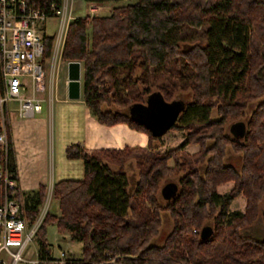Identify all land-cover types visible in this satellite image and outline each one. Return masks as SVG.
Returning <instances> with one entry per match:
<instances>
[{
    "label": "trees",
    "instance_id": "16d2710c",
    "mask_svg": "<svg viewBox=\"0 0 264 264\" xmlns=\"http://www.w3.org/2000/svg\"><path fill=\"white\" fill-rule=\"evenodd\" d=\"M26 1L46 14L51 5L62 4ZM44 42V56L50 58L54 38ZM60 57L82 64L81 99L100 124L124 123L145 133L148 143L122 149L64 147L67 160L82 162L83 176L53 184L60 215L46 214L36 229L39 257H48L45 228L54 224L81 243V257L64 264H264V239L241 236L257 219L264 198V0H136L115 6L107 16L70 21ZM148 100L179 110L162 134L131 118L133 105ZM251 102L256 105L244 121V135L226 134V122L239 119ZM213 109L217 119L210 117ZM4 118L7 167L17 180L6 110ZM174 129H184L186 140L157 151L161 137ZM191 143L198 145L193 154L185 150ZM228 146L242 155L238 168L223 161ZM131 160L137 169L132 190L125 171ZM167 182H175L178 190L162 202L160 189ZM227 182L232 188L220 195L217 187ZM46 191L44 185L25 196L17 187L12 191L29 226ZM3 194L0 182V204ZM239 195L245 199L243 212L229 211ZM161 212L169 214L172 229L162 245H153ZM205 226L212 233L202 240Z\"/></svg>",
    "mask_w": 264,
    "mask_h": 264
},
{
    "label": "built area",
    "instance_id": "2783aa9c",
    "mask_svg": "<svg viewBox=\"0 0 264 264\" xmlns=\"http://www.w3.org/2000/svg\"><path fill=\"white\" fill-rule=\"evenodd\" d=\"M99 3H88L87 13L94 16L100 11ZM59 19V30L54 38L50 58H45V38L48 18ZM71 17L68 0L60 7L51 5L50 14L35 8L26 0H0V182L3 184V200L0 204V264H38L45 259H30V243L40 225L39 218L29 228L20 216L21 206L14 197L17 187L13 174L7 167V128L4 110L15 104L21 116L28 117L42 110V101L34 94L21 95L32 90L41 92L47 86L48 98L54 96L55 64L61 54L62 40ZM48 68V70H47ZM47 262V261H46Z\"/></svg>",
    "mask_w": 264,
    "mask_h": 264
},
{
    "label": "crops",
    "instance_id": "0c3cea01",
    "mask_svg": "<svg viewBox=\"0 0 264 264\" xmlns=\"http://www.w3.org/2000/svg\"><path fill=\"white\" fill-rule=\"evenodd\" d=\"M105 4L111 5L112 3H104V5ZM82 74L83 66L81 64V75ZM64 82L66 83L67 89V80ZM27 85V90L30 91H27L25 95L34 94L37 98L41 99L42 103H44L45 97L43 96V93H48L47 86H44L43 91L37 92L32 90L29 83ZM67 99V101L74 103L72 105L75 107L74 112L78 115V117H75L78 121L76 122V125H78V130L71 131V138L69 143H66V145L70 143H80L87 150L122 149L125 146H147L148 137L145 133L130 128L124 123H118L112 126L100 124L91 114L90 110L85 106L81 96L79 99H69L67 96ZM60 103H67L66 99L63 101L61 100ZM11 105H9L6 111L8 113L10 135L15 153L17 188L25 196L26 194L35 192L40 185L46 186V197L43 204L39 207V216L40 210H42L41 208L45 210V214L42 216V219L46 214L59 216L60 211L58 201L52 196V186L59 180L63 179L61 175L63 167L62 161L63 159H66L64 156V147L66 145H61L59 142L57 130L63 110L58 107L55 110L48 108V110H41L40 113L33 116L24 117L19 114L16 105L15 107H12ZM190 147L191 149H195L197 146L187 144L185 149H189ZM132 189L133 188L131 187V190ZM51 204H53L55 207V212H51L49 210ZM166 236H162L158 242L162 244ZM61 237L64 241L66 238L70 240L68 234L62 233ZM51 250V245L47 243L48 257H46L45 260L50 263H56L57 261H60L53 257ZM38 251L39 247L37 243L35 250L33 249L32 251V249L29 248L27 254L28 258L33 259L34 254H39ZM74 256L76 257L71 259L80 258L81 250L79 254ZM66 260L63 259L61 261L62 264H64Z\"/></svg>",
    "mask_w": 264,
    "mask_h": 264
},
{
    "label": "rangeland",
    "instance_id": "374dc122",
    "mask_svg": "<svg viewBox=\"0 0 264 264\" xmlns=\"http://www.w3.org/2000/svg\"><path fill=\"white\" fill-rule=\"evenodd\" d=\"M136 0H123L117 3H112L111 5L109 4H100L101 9L97 13V15L94 16H107L111 13L112 8L115 6H124L127 4L134 3ZM88 9V4L79 0H68V14L70 21H72L75 18L78 17H90L87 13ZM59 30V19L58 18H48L46 21V33L49 36L56 37L57 33ZM67 30V29H66ZM66 34V32H65ZM65 38V35H64ZM63 40L61 41L63 44ZM54 45V44H53ZM63 45H61L62 48ZM54 47V46H53ZM66 61L61 60L60 54L59 57H57L56 64H55V73H56V81H55V89L54 90V96L52 97V100H49L48 93L44 92L43 96L45 97V102L42 103V110H48V108H51L52 110H55L57 107L63 110V113L61 114L60 117V124L58 126V135H59V142L61 145H66V143H69L70 140V134L71 131L78 130V125H76L77 119L75 117H78V115L74 112V106L71 101H67V89H66ZM81 90H82V75H81ZM30 91V90H27ZM26 92H22L21 95H25ZM67 103H60L61 100H65ZM69 102V103H68ZM255 102L254 103H249L246 105V107L243 109V114L239 117V119H233L229 120L225 124V133L228 134L229 136H233V133L230 132V126L237 123V122H244L247 120L249 117L250 113L252 110L255 108ZM12 107H15V105H11ZM51 106V107H50ZM50 109V110H51ZM210 117L212 119H217L218 115L216 113V110L213 109L210 112ZM77 128V129H76ZM186 131L184 129H174V130H169L167 131L162 137L160 144L158 145L157 151L159 152H164L170 149H175L178 147L180 144H182L186 140ZM241 138V137H239ZM189 145H196L197 147L195 149H185L187 152L193 154L198 150V145L195 143H191ZM191 150V151H190ZM63 151V150H62ZM63 154V152H62ZM242 155L240 153H235L233 149L228 146L225 151V157H224V163L225 164H232L234 166H237V168L240 166ZM63 167L61 171V175L63 179H72V180H79L82 179L83 176V166L82 162L80 160H71L68 161L67 159H63ZM172 165V162H170ZM125 171L128 176V183H129V188L133 187L134 183L137 180V169L134 163V160L129 161L128 163L125 164ZM204 168V164L199 165V170L202 172ZM171 179H174L175 181L178 179L177 177H173ZM17 181V180H16ZM170 181V180H168ZM17 185V183H16ZM232 188V183L227 182L225 184H222L217 187V192L220 195L226 194L230 191ZM161 196V194H160ZM162 198V196H161ZM162 202L167 201L166 199H161ZM245 206V199L243 196L239 195L237 196L230 204L229 206V211L234 212V211H239L243 212ZM40 210V218L39 221H41L42 216L45 214V210L41 208ZM258 216L257 219L253 224H251L248 227H245L241 230V236L247 237L250 239L254 240H262L264 239V224L262 222V212L264 211V198L261 201L259 207H258ZM51 212H55V207L53 204L50 205ZM161 226L159 228L158 234L151 240V244L153 245H162L161 243L158 242V240L162 236H166L172 229V221L167 212H161ZM29 227V225L27 224ZM30 228V227H29ZM46 235L45 238L47 240V243L51 245L52 248V254L53 257L57 260L56 263L52 262H43L41 261L38 264H62V260L66 259H71L73 257H76L74 255L79 254L81 250V244L78 242H72L68 238L64 241L62 239V233H60L57 228L55 227L54 224H47L46 228ZM165 240V239H164ZM164 242V241H163ZM59 245V247H58ZM37 247V240L36 237H33L32 242L30 243L29 248L35 250ZM68 251V252H67ZM33 259H38L40 260L41 258L39 257V254H34ZM112 263H114L112 261Z\"/></svg>",
    "mask_w": 264,
    "mask_h": 264
},
{
    "label": "water",
    "instance_id": "95a60500",
    "mask_svg": "<svg viewBox=\"0 0 264 264\" xmlns=\"http://www.w3.org/2000/svg\"><path fill=\"white\" fill-rule=\"evenodd\" d=\"M67 96L69 99H79L81 96V63L79 61L67 63ZM178 111L173 104L148 100L146 105H133L131 118L149 128L154 134H162L171 126ZM229 130L234 137H242L245 132V123L237 122L231 125ZM177 190L175 182H167L161 187L160 194L163 199L171 200L175 197ZM211 233L210 226H205L200 231V238L205 240Z\"/></svg>",
    "mask_w": 264,
    "mask_h": 264
}]
</instances>
